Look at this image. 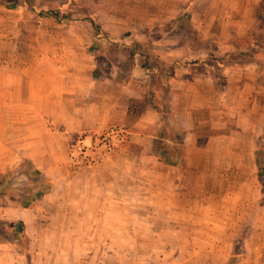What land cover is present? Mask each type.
Listing matches in <instances>:
<instances>
[{"label": "rangeland", "instance_id": "obj_1", "mask_svg": "<svg viewBox=\"0 0 264 264\" xmlns=\"http://www.w3.org/2000/svg\"><path fill=\"white\" fill-rule=\"evenodd\" d=\"M48 10L69 20L57 25L37 18ZM237 49L247 52L244 61L231 58ZM262 49L264 0H0V93L11 92L18 102L14 115L2 107L0 116V175L10 171L13 186L0 198V221H22L28 237L25 248L4 245L5 263L264 264V231L249 230L253 223L264 226V211L253 207L252 197L240 200L249 208L239 207L229 196L234 182L228 186L214 166L208 167L207 199L199 196L205 188L188 199L179 192L163 197L152 180L166 175L132 143L134 134L176 143L174 110L180 108L193 107L198 119L218 125L224 96L226 113L234 114L241 88L226 82L223 90L218 65L245 64ZM68 57L78 71L88 61L94 78L112 72L119 84L134 87L135 101L145 106L141 115L130 113L115 128L64 135L55 98L62 85L58 68ZM204 70L210 77L201 76ZM80 77L77 85L89 87ZM257 96L264 101L263 92ZM262 138L254 142L260 179ZM228 142L247 149L251 140L242 135ZM215 153L227 163L235 154ZM25 159L53 185L28 210L19 204L32 187L23 175Z\"/></svg>", "mask_w": 264, "mask_h": 264}, {"label": "crops", "instance_id": "obj_2", "mask_svg": "<svg viewBox=\"0 0 264 264\" xmlns=\"http://www.w3.org/2000/svg\"><path fill=\"white\" fill-rule=\"evenodd\" d=\"M251 3L255 5V1ZM65 49H68L71 54L79 51V48L76 47H65ZM246 53L242 52L241 49H237L234 53H231V58L234 59L239 56L240 61H244L243 54ZM247 61L245 64L241 62L240 65L230 61H223V63L221 62L218 65L221 73L220 86L222 89H227L226 82L228 84L233 83V85L241 88V91L238 92L240 99L238 102L237 100L233 102L234 106L231 109L234 114L226 113L230 108L226 103L225 97L221 98L217 113L220 124L214 125L210 123V120L202 121L198 119L196 117L197 109L193 110V107L180 108L178 111L174 110L173 126L176 127L175 132L185 133L184 161L187 167L185 172L182 173L179 166L175 168L166 165L159 156L154 154V140H158L159 137L133 135L132 143L140 148L141 158L154 159L155 169L166 175L165 178L154 174L152 180L155 190L164 193L162 194L163 197L169 198L172 192H175L176 195L179 192V195H182L184 199H188L194 196V190L201 191L202 188H205L204 194L201 192L202 194L199 196L200 198L204 196L207 199L206 193L208 194L209 188L207 186L209 178L208 167L214 166L220 168L219 177L224 178L223 180L228 186L230 182H234L232 193L229 196L236 200L239 207H250L240 204L241 198L246 196L248 198L252 197L255 209L260 212L264 211L263 204L260 203L258 207L256 206V200L264 198V190H261V184L262 182L264 183V179H260L257 176L261 170L257 166L256 151L258 149L255 145L257 143V140L255 141L256 136H263L261 139L263 145L260 150L264 151V101L257 96L262 92L264 93V52H254L251 57L247 58ZM86 63L87 67L80 68L78 71L74 58L68 57L64 60L63 66L58 68L62 85L58 86L56 90L57 117L62 123L63 134L68 137L79 133L102 131L112 125L115 128V126L122 124L128 118L130 100L135 101L138 99L136 89L119 84L116 74L109 72L99 79L94 78L92 75L94 64L88 61ZM206 71L204 70L201 76L210 77V74L206 73ZM82 76L88 81L89 87L77 85V82L80 81L78 77L82 78ZM172 80L173 78L169 83L171 90L173 89ZM217 80L219 81L218 77ZM11 94L9 92L8 97L4 98L0 93V116L2 107L5 108V111H12L13 115L16 113V106L14 105L18 103L17 98L13 99ZM31 109V106L30 108L28 107V113H30L28 117L33 114ZM145 110L147 111V109ZM228 117H232V119ZM228 122H231L230 127L229 125L226 126ZM203 125H207L213 133L206 142L200 143L198 133ZM242 135H248L251 140L247 149H244L238 142H228L231 138ZM174 142L172 140L170 142L171 149L181 152L180 144L177 141L176 143ZM170 147H168V150ZM229 150L235 152L234 157L229 159L232 162L229 163L223 157H217L218 154L215 153L219 151L224 153ZM244 150L248 151L246 158L245 153L242 155ZM210 153H215V156L209 158ZM225 166H231L232 171L225 173L223 171ZM0 172L2 171L0 170ZM249 230L262 232V230L264 231V226L253 223L250 224ZM8 253V247L0 245V264H6L5 260L8 258ZM15 262L17 261L15 260Z\"/></svg>", "mask_w": 264, "mask_h": 264}, {"label": "trees", "instance_id": "obj_3", "mask_svg": "<svg viewBox=\"0 0 264 264\" xmlns=\"http://www.w3.org/2000/svg\"><path fill=\"white\" fill-rule=\"evenodd\" d=\"M13 9L15 6H8ZM33 13V12H32ZM39 20H50L54 21L57 25L64 24L69 18L61 17L57 11L48 10L40 11L37 14ZM94 27L96 24L91 22ZM96 77V75H94ZM144 105L140 102L130 100L129 112L135 114L137 117L141 115ZM157 111L156 108H153ZM212 130L208 126H202L199 131L200 143L207 141L208 137L212 135ZM180 137L176 141L181 146V152L173 150L170 147L171 140L167 137L161 136L158 140H154V154L159 156L162 161L170 167H180V171L183 173L187 167L185 165L184 155V138L185 133L180 132ZM168 147L170 149L168 150ZM23 169V175L29 180L32 185L31 188H26L25 194L20 195V206L23 210L33 208L38 204L42 198L51 192L53 185L51 181L44 176L40 169L33 163L32 160L25 159L21 164ZM12 176L10 171L0 175V198L6 195V193L13 187ZM28 243V237L25 231V224L22 221L18 222H2L0 221V245H14L22 246L25 248Z\"/></svg>", "mask_w": 264, "mask_h": 264}, {"label": "built area", "instance_id": "obj_4", "mask_svg": "<svg viewBox=\"0 0 264 264\" xmlns=\"http://www.w3.org/2000/svg\"><path fill=\"white\" fill-rule=\"evenodd\" d=\"M72 153H73V155H72V157H73L74 153H75V149L74 148L72 149ZM72 159H74V158H72Z\"/></svg>", "mask_w": 264, "mask_h": 264}]
</instances>
